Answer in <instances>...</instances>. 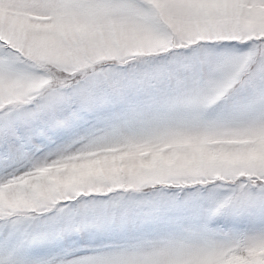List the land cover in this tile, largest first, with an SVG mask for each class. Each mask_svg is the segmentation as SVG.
Returning <instances> with one entry per match:
<instances>
[{"label":"snow or ice","instance_id":"6c2138e0","mask_svg":"<svg viewBox=\"0 0 264 264\" xmlns=\"http://www.w3.org/2000/svg\"><path fill=\"white\" fill-rule=\"evenodd\" d=\"M0 264H264V0H0Z\"/></svg>","mask_w":264,"mask_h":264}]
</instances>
